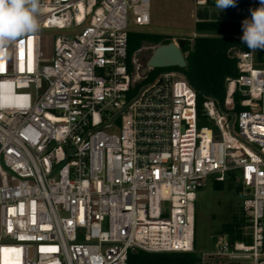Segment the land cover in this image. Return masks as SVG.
Masks as SVG:
<instances>
[{"label": "built area", "instance_id": "2783aa9c", "mask_svg": "<svg viewBox=\"0 0 264 264\" xmlns=\"http://www.w3.org/2000/svg\"><path fill=\"white\" fill-rule=\"evenodd\" d=\"M37 18L0 47V264L192 252L196 193L230 171L249 241L219 234L199 264H264V62L239 51L223 105L205 96L200 116L179 71L129 69L130 25H150L151 0H40Z\"/></svg>", "mask_w": 264, "mask_h": 264}, {"label": "trees", "instance_id": "16d2710c", "mask_svg": "<svg viewBox=\"0 0 264 264\" xmlns=\"http://www.w3.org/2000/svg\"><path fill=\"white\" fill-rule=\"evenodd\" d=\"M259 6L260 0H237L236 7H228L224 11L236 8L244 10L245 7L251 10ZM218 10L220 9L215 6V0H207L203 6L197 8V21L194 28L200 35L195 37L193 45L186 43L183 48V53H187V66L185 68H170L183 74L196 91L197 108L200 116L205 96L213 97L223 105L226 92L225 80L228 77L238 75L236 54L239 51H252L241 42L242 36H231L234 33L243 32L242 20L219 18L222 13H220L221 10L220 12ZM249 14L251 16V11ZM212 33H218L219 35H213ZM144 40L164 44L169 43L171 38L164 34L130 31L128 42V65L130 70H133V53ZM253 52L257 56L258 62L263 63L264 50ZM164 69H152L148 73L147 79L153 78L157 72ZM240 99L241 96L237 93L235 95V111L241 110ZM236 178H238L237 172L230 171L224 182H227L230 187H236L241 192L240 182L237 183V186L234 184ZM246 224V217L243 212V215H236L230 222L223 224L221 233L227 234L230 241H249V238L243 236ZM194 247L196 248V245ZM199 262L200 256L196 250L192 252L158 253L139 250L130 252L128 257V264H199Z\"/></svg>", "mask_w": 264, "mask_h": 264}, {"label": "rangeland", "instance_id": "374dc122", "mask_svg": "<svg viewBox=\"0 0 264 264\" xmlns=\"http://www.w3.org/2000/svg\"><path fill=\"white\" fill-rule=\"evenodd\" d=\"M200 5L197 0H151V23L148 26L130 25L131 32H147L164 34L171 41L186 39L187 43L193 45L196 36L200 35L195 30L197 21L196 11ZM203 6V5H201ZM220 12V10H218ZM219 18L228 20L250 19V14L241 8L228 9ZM43 35L57 36L59 34L71 33L70 30L55 28L41 30ZM219 35L218 33H212ZM211 35V34H209ZM242 33H234L231 36H242ZM162 42L142 41L140 47L133 53L135 61V73L140 74L145 66L146 60L152 50ZM187 53H185L186 56ZM261 64V63H260ZM204 124V123H203ZM201 125V124H200ZM240 173L237 172L235 185L239 183ZM243 197L236 187H230L227 182H216L213 177L208 184L196 193L195 209V245L194 250L201 254L203 251L213 250L217 237L221 233L223 224L230 222L234 216L243 215ZM245 231V228H244ZM227 236V234H225ZM222 264V263H217ZM249 264V263H243Z\"/></svg>", "mask_w": 264, "mask_h": 264}, {"label": "clouds", "instance_id": "9594fccd", "mask_svg": "<svg viewBox=\"0 0 264 264\" xmlns=\"http://www.w3.org/2000/svg\"><path fill=\"white\" fill-rule=\"evenodd\" d=\"M237 0H215V6L222 11L236 7ZM40 0H0V47L39 29L37 15ZM251 18L242 21L241 42L250 50H264V0L260 6L251 9ZM8 105L0 101V107Z\"/></svg>", "mask_w": 264, "mask_h": 264}, {"label": "water", "instance_id": "95a60500", "mask_svg": "<svg viewBox=\"0 0 264 264\" xmlns=\"http://www.w3.org/2000/svg\"><path fill=\"white\" fill-rule=\"evenodd\" d=\"M243 11L247 14L250 13L247 7ZM186 43V39H178L177 41H170L169 43L160 44L155 47L146 60L145 66L141 69V75L144 76L149 70L158 68H185L187 61L183 48Z\"/></svg>", "mask_w": 264, "mask_h": 264}, {"label": "snow or ice", "instance_id": "6c2138e0", "mask_svg": "<svg viewBox=\"0 0 264 264\" xmlns=\"http://www.w3.org/2000/svg\"><path fill=\"white\" fill-rule=\"evenodd\" d=\"M23 45V41H21V46ZM20 59L23 60L24 59V52H23V47H21V51H20ZM4 65L0 64V70H3ZM21 70H23V65H21ZM29 71H31V67H29Z\"/></svg>", "mask_w": 264, "mask_h": 264}]
</instances>
